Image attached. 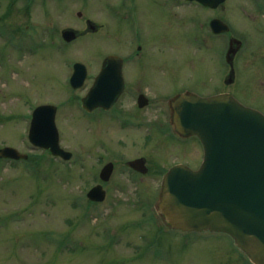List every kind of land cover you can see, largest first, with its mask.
<instances>
[{
    "label": "rangeland",
    "instance_id": "rangeland-1",
    "mask_svg": "<svg viewBox=\"0 0 264 264\" xmlns=\"http://www.w3.org/2000/svg\"><path fill=\"white\" fill-rule=\"evenodd\" d=\"M260 1L263 9L264 0H225L214 9L186 0H0V147L35 153L27 139L31 111L52 103L60 145L72 152L68 161L38 164L0 158V264H250L226 233L173 229L157 212L160 171L176 163L197 168L202 147L196 137L178 138L167 127L157 133L150 122L120 129L108 115L98 122L79 99L94 62L109 53L127 57L140 34L152 100L148 118L156 114L167 125L169 99L185 88L200 95L231 92L264 112V69L256 71L251 52L236 55L234 81L224 82L230 37L244 39L247 50L264 43ZM211 17L226 22L229 33L212 35ZM86 18L99 29L63 41L62 29L83 30ZM75 61L86 65L87 78L72 89ZM139 155L147 159L145 175L125 164ZM107 161L114 169L102 182ZM96 183L106 196L90 204L86 192Z\"/></svg>",
    "mask_w": 264,
    "mask_h": 264
},
{
    "label": "water",
    "instance_id": "water-1",
    "mask_svg": "<svg viewBox=\"0 0 264 264\" xmlns=\"http://www.w3.org/2000/svg\"><path fill=\"white\" fill-rule=\"evenodd\" d=\"M216 7L224 0H197ZM80 14V12H79ZM87 30H95L87 20ZM214 32L228 30L221 19L213 18ZM78 31L62 30L71 41ZM231 39L226 59L232 66L236 51ZM231 67L228 82L233 79ZM86 77V67L75 62L70 84L76 88ZM122 89V60L108 55L94 83L82 98L83 107L108 108ZM143 98V97H141ZM173 124L185 134L196 135L203 146V159L198 168L175 164L164 174L156 203L157 211L171 227L183 230H212L229 234L254 264H264V114L246 106L228 92L200 96L184 92L172 102ZM56 106L41 104L32 112L29 139L37 146L49 148L55 155L68 159L71 154L59 146L55 124ZM1 157L26 158L16 148L0 149ZM129 165L145 173L144 159ZM113 164L107 163L100 177L107 180ZM92 200H103L105 190L98 184L87 193Z\"/></svg>",
    "mask_w": 264,
    "mask_h": 264
},
{
    "label": "flooded vegetation",
    "instance_id": "flooded-vegetation-1",
    "mask_svg": "<svg viewBox=\"0 0 264 264\" xmlns=\"http://www.w3.org/2000/svg\"><path fill=\"white\" fill-rule=\"evenodd\" d=\"M257 11L259 12V14L261 13L264 14L263 12L264 10L261 9L260 5L258 6ZM98 29L99 27L96 28V31ZM139 36L140 34L136 35L135 36L136 42L135 41L133 42L134 44H136L135 52L131 53L127 57L121 56V59H122V90L119 94L118 100L109 109H102L101 107L95 108L94 116L96 119L94 118V120L95 121L97 120L98 122L104 121V118H105L104 115H108L107 118L111 120V121L108 120V123H111V122H114L116 124L118 123L120 126L119 127L120 129L129 128V127H134V128L146 127L148 122H150L149 123L150 128L154 129L156 127L158 131L157 133H161V132L164 133L166 131L165 130L166 126L163 124L164 121H162V119L158 117V115L155 114V117H153V119H150L147 117V107L151 105V100L147 99V104L144 106L139 105L140 96H143V95L146 96V94L148 95L147 93L148 86L145 84L146 62L144 61V58H143L144 56L139 55L140 51L143 48V45H142L143 43L139 42ZM237 38L240 40V43H238L235 55H237L238 53L240 54V51L242 54H246V52H251L250 56L253 57L257 65L256 71L257 72H259V70L262 71L264 67L258 65L257 61H259L260 63L264 61V43H257V47L254 45L253 49L247 50L248 46H247V43L245 46L244 39L242 38L240 39L239 37ZM262 39L264 40V38ZM106 55L102 56L100 60L98 59L97 61L94 62L96 67L94 68L93 75L90 76L91 83L93 82L96 75L100 71ZM226 80L227 78L224 79L225 83H226ZM88 87L85 88V91H87ZM177 92H179V90ZM170 123H171V119H169V124ZM171 130L175 133V135L178 138L184 139L188 137L186 134L178 133L177 130L175 129L171 128ZM149 134H151V129L149 130V132H145L143 134L145 143H146V140L148 139L147 137H150ZM139 157H143V156L142 155L134 156L133 159L139 158ZM146 163H147V159H146Z\"/></svg>",
    "mask_w": 264,
    "mask_h": 264
},
{
    "label": "trees",
    "instance_id": "trees-1",
    "mask_svg": "<svg viewBox=\"0 0 264 264\" xmlns=\"http://www.w3.org/2000/svg\"><path fill=\"white\" fill-rule=\"evenodd\" d=\"M48 157L46 156V153H36V154H32L30 156V160L35 162V164H38V162L40 161H43V160H49L47 159ZM34 167V166H33Z\"/></svg>",
    "mask_w": 264,
    "mask_h": 264
}]
</instances>
